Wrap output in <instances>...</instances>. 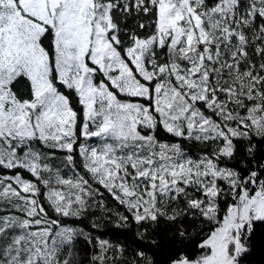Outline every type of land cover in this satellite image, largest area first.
<instances>
[{
	"label": "snow or ice",
	"instance_id": "6c2138e0",
	"mask_svg": "<svg viewBox=\"0 0 264 264\" xmlns=\"http://www.w3.org/2000/svg\"><path fill=\"white\" fill-rule=\"evenodd\" d=\"M256 141L264 0H0V264H241Z\"/></svg>",
	"mask_w": 264,
	"mask_h": 264
},
{
	"label": "trees",
	"instance_id": "16d2710c",
	"mask_svg": "<svg viewBox=\"0 0 264 264\" xmlns=\"http://www.w3.org/2000/svg\"><path fill=\"white\" fill-rule=\"evenodd\" d=\"M256 159L259 162H264V141H256ZM110 206H115V202L108 198ZM123 211V209H120ZM96 216H100L101 212L95 210ZM194 225L189 226V232L192 231ZM99 235L105 239H109L113 243H124L125 245L135 246L141 244L135 235V226L131 229L117 228L112 223H106L105 226L99 230ZM153 238L157 239L159 246L151 249L156 264H169V257L177 250L183 249L186 252L192 253L193 256L198 255L199 252L196 248V244L199 241V237H194L191 241L180 242L177 238H174L172 232V226L161 221L160 224L152 232ZM87 251V245H83ZM151 247V246H149ZM249 252L243 255L241 260L242 264H264V222H257L254 226V232L249 242Z\"/></svg>",
	"mask_w": 264,
	"mask_h": 264
},
{
	"label": "rangeland",
	"instance_id": "374dc122",
	"mask_svg": "<svg viewBox=\"0 0 264 264\" xmlns=\"http://www.w3.org/2000/svg\"><path fill=\"white\" fill-rule=\"evenodd\" d=\"M27 85V81L24 79L20 80V87L23 89Z\"/></svg>",
	"mask_w": 264,
	"mask_h": 264
},
{
	"label": "built area",
	"instance_id": "2783aa9c",
	"mask_svg": "<svg viewBox=\"0 0 264 264\" xmlns=\"http://www.w3.org/2000/svg\"><path fill=\"white\" fill-rule=\"evenodd\" d=\"M242 258H243V256H242ZM242 258H241V260H242ZM242 264V263H241Z\"/></svg>",
	"mask_w": 264,
	"mask_h": 264
}]
</instances>
